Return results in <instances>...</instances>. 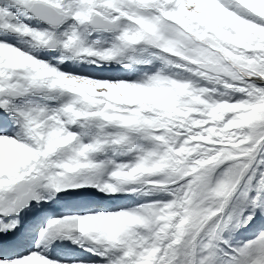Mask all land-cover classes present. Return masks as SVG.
Segmentation results:
<instances>
[{
    "label": "snow or ice",
    "instance_id": "1",
    "mask_svg": "<svg viewBox=\"0 0 264 264\" xmlns=\"http://www.w3.org/2000/svg\"><path fill=\"white\" fill-rule=\"evenodd\" d=\"M0 264H264V0H0Z\"/></svg>",
    "mask_w": 264,
    "mask_h": 264
}]
</instances>
